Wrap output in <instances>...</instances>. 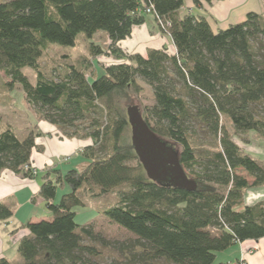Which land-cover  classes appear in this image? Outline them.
<instances>
[{
    "label": "trees",
    "instance_id": "trees-1",
    "mask_svg": "<svg viewBox=\"0 0 264 264\" xmlns=\"http://www.w3.org/2000/svg\"><path fill=\"white\" fill-rule=\"evenodd\" d=\"M220 0H193L212 6ZM264 4V0H262ZM185 0H0V71L4 87L20 85L41 119L69 138L91 139L83 149L88 165L43 175L39 195L50 219L28 222L18 244L23 258L0 264H233L216 262L218 252L238 242L264 237V199L246 204L248 190L264 187V161L235 140L264 139V11L213 30L207 18L182 14ZM151 8V12L147 10ZM152 15L169 33L176 52L164 46L145 54L125 53L119 43ZM103 31L114 62L90 80L82 67L65 64L57 78L46 74L40 58L52 44L74 46L79 34L92 56L106 52L93 42ZM90 61V60H89ZM36 73L29 81L23 69ZM151 87L155 103L141 110L150 129L178 151L188 190L150 179L126 134L123 106ZM90 118L89 125L83 123ZM231 122L233 133L225 121ZM0 114V172L32 178V157L40 146L29 133L20 138ZM210 139L199 146L200 132ZM132 136V135H131ZM29 169H25V166ZM70 191L54 202L58 186ZM117 192L103 214L135 238L111 240L93 224L76 222L81 193ZM13 210L0 202V220ZM107 250L110 251L108 254ZM110 260V261H108Z\"/></svg>",
    "mask_w": 264,
    "mask_h": 264
},
{
    "label": "crops",
    "instance_id": "crops-1",
    "mask_svg": "<svg viewBox=\"0 0 264 264\" xmlns=\"http://www.w3.org/2000/svg\"><path fill=\"white\" fill-rule=\"evenodd\" d=\"M247 1L220 0L215 1L212 6L208 7L206 5L196 6L193 0H185L180 12L182 14L191 12L205 16L213 30L217 31L227 28L230 24L244 21L250 11L263 12L264 6L261 0H257L253 4H245ZM130 37L131 40L133 39V43L132 50L129 53L139 52L145 54L149 48H161L164 46L170 52H176L171 36L160 32L151 14L147 16L144 24L133 28ZM41 127L44 135L36 141L38 145H43L44 150L34 151L32 157V163L39 169L37 175L29 178L10 170H2L0 172V202L13 210V216L10 219L0 220V258L6 257L14 262H19V257L10 255L8 249L11 248V245L17 249L19 241L29 234V230L25 229L24 225L28 222H37L41 219H50L52 217L50 214L47 218L45 216L46 211H36L41 205L46 203L39 195L43 181H40L38 177L50 171L52 167L56 170H61L57 166L58 159L67 157L66 161L73 160L74 155L83 154V148L90 144L87 139L64 136L56 125L46 120L42 121ZM78 148L82 149L81 153L76 151ZM252 155L264 161V153L261 150L259 153ZM262 199H264V187L250 189L245 195V202L248 205ZM17 229L18 231L16 232ZM11 234L16 236L15 243L10 239ZM216 259L218 262L233 264L242 262L245 264H264V237L238 242L228 249L218 252Z\"/></svg>",
    "mask_w": 264,
    "mask_h": 264
},
{
    "label": "rangeland",
    "instance_id": "rangeland-1",
    "mask_svg": "<svg viewBox=\"0 0 264 264\" xmlns=\"http://www.w3.org/2000/svg\"><path fill=\"white\" fill-rule=\"evenodd\" d=\"M252 1V2H250ZM257 0H248L245 4L256 2ZM262 2V0H261ZM263 4V2H262ZM264 6V4H263ZM264 11V7H263ZM161 33L169 35V33L162 31L159 28ZM133 40V39H132ZM132 40L131 37L123 40L119 43V46L123 49L125 53H129L132 50ZM93 42L96 45H99L106 52L99 54L97 56H92L89 40L84 36V34H79L76 39V44L74 46H61L59 44H52L44 55L40 58L41 66L44 68L46 74L50 77L57 78L60 75H63L66 71L65 64L73 63L78 67H82L86 76L92 80V78L96 75H101L104 71V67L110 65L114 62V58L107 53L109 37L103 31L98 32L93 37ZM125 49V50H124ZM90 60V61H89ZM24 74L27 76L30 82L36 83V73L32 68L26 67L23 69ZM8 79L3 71H0V114L2 115L3 123L1 126L10 125L13 127L16 134L22 139L27 136L29 133H41L36 137V140L41 137L42 132V121L41 117L36 113L34 108L27 103L25 93L22 87L18 85H14V87H4V81ZM142 85L143 89L139 94H134L131 98V101H127L123 106V113L127 117V109L129 106H138L139 109L143 110L147 106H151L155 103V99L153 96V92L150 86L145 84L143 81H139ZM91 121L90 118L83 121L89 125ZM227 124L228 128L233 133V128L231 122L224 120ZM131 125L129 124V128L126 130V134L128 135L129 140L131 141ZM250 142H244L242 138L239 136H234V140L247 152L255 154L261 152L264 153V139H258L256 137L255 131H251L250 134ZM199 137V146L201 148H207L208 143L210 142L209 136L201 131ZM88 142L92 143V140L87 139ZM37 142V141H36ZM40 149H43V145L39 144ZM84 149V148H83ZM260 149V150H259ZM39 149H36L37 151ZM44 150V149H43ZM81 148L76 149V151L81 153ZM75 151V152H76ZM255 156V155H254ZM258 158L257 156H255ZM67 159V157H65ZM64 158H60L57 161V166L61 169L63 173L67 172L72 168H76L78 170L84 169L88 163L89 159H87L83 154H76L73 156V160L66 161ZM82 162V163H81ZM35 171L38 173L39 169L34 163H32ZM38 179L43 181V174H41ZM70 191V187L67 185L58 186L56 199L54 202H59L62 195L66 192ZM82 199L84 201L83 205H79L73 208L76 212V222L81 225L93 224L96 232L101 233L108 239L111 240H119L125 241L128 239H134L135 236L119 226L118 224L109 220L104 214L103 211L117 202V192L112 191L108 194L99 195L95 190L84 191L81 193ZM42 209V210H41ZM45 209V210H44ZM43 212L46 211V217L48 218L52 212L47 208L46 203L40 206L36 211ZM20 216V215H19ZM21 217V216H20ZM45 217V218H46ZM22 218V217H21ZM25 228V227H24ZM26 229V228H25ZM18 229L16 230V232ZM15 234V233H14ZM10 236V239L13 243H15V235ZM14 238V239H13ZM14 240V241H13ZM10 255H17L19 260L22 261L23 258L11 245V248L8 249ZM108 254L110 253L107 250ZM19 261V262H20ZM110 261V260H108ZM216 262L218 260L216 259Z\"/></svg>",
    "mask_w": 264,
    "mask_h": 264
},
{
    "label": "water",
    "instance_id": "water-1",
    "mask_svg": "<svg viewBox=\"0 0 264 264\" xmlns=\"http://www.w3.org/2000/svg\"><path fill=\"white\" fill-rule=\"evenodd\" d=\"M127 119L133 147L148 177L175 187L196 189V182L188 177L180 163L178 151L150 129L138 106L128 107Z\"/></svg>",
    "mask_w": 264,
    "mask_h": 264
},
{
    "label": "built area",
    "instance_id": "built-area-1",
    "mask_svg": "<svg viewBox=\"0 0 264 264\" xmlns=\"http://www.w3.org/2000/svg\"><path fill=\"white\" fill-rule=\"evenodd\" d=\"M147 12L148 13H150L151 12V8H149L148 10H147ZM25 169H29V166L27 165V166H25ZM33 169H34V167H33ZM35 173H36V171H35V169L33 170ZM240 264H245V263H240Z\"/></svg>",
    "mask_w": 264,
    "mask_h": 264
}]
</instances>
